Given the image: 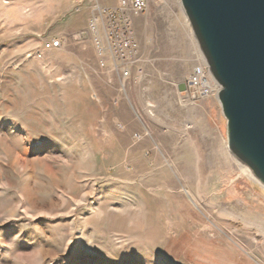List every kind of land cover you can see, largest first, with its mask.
I'll return each instance as SVG.
<instances>
[{"label": "rangeland", "instance_id": "374dc122", "mask_svg": "<svg viewBox=\"0 0 264 264\" xmlns=\"http://www.w3.org/2000/svg\"><path fill=\"white\" fill-rule=\"evenodd\" d=\"M118 5L0 0V264H264V186L179 87L205 60L181 1L132 17V63Z\"/></svg>", "mask_w": 264, "mask_h": 264}, {"label": "water", "instance_id": "95a60500", "mask_svg": "<svg viewBox=\"0 0 264 264\" xmlns=\"http://www.w3.org/2000/svg\"><path fill=\"white\" fill-rule=\"evenodd\" d=\"M180 1L220 86L229 151L264 186V0Z\"/></svg>", "mask_w": 264, "mask_h": 264}, {"label": "built area", "instance_id": "2783aa9c", "mask_svg": "<svg viewBox=\"0 0 264 264\" xmlns=\"http://www.w3.org/2000/svg\"><path fill=\"white\" fill-rule=\"evenodd\" d=\"M119 5L115 8H103V12L108 18V42L115 54L121 61L129 60L133 62V57H136L138 51V43L135 40L133 33L132 17L147 11L152 0H118ZM60 40H49L46 42V48H55L60 46ZM131 59V60H130ZM131 71L128 68H122L124 77L130 76ZM213 80L209 66L206 62L197 65L192 75L188 78L187 88H194L198 91L200 97H208L216 94L218 90L212 91L210 80Z\"/></svg>", "mask_w": 264, "mask_h": 264}, {"label": "bare ground", "instance_id": "6f19581e", "mask_svg": "<svg viewBox=\"0 0 264 264\" xmlns=\"http://www.w3.org/2000/svg\"><path fill=\"white\" fill-rule=\"evenodd\" d=\"M204 61H202V62L204 63ZM210 87H211V90L212 91H215L216 92L218 90V88H219V84L216 81L214 83L213 80L211 79L210 80ZM226 144H227V147H228V140H226ZM242 166L247 169L249 176L253 180L258 181V179L253 175V173L251 172V170H250L249 167H247L246 165H242ZM242 172H244V170ZM246 224H248L250 226H253L257 230V232H260V233H262L264 235V229L259 224L254 223V222H246Z\"/></svg>", "mask_w": 264, "mask_h": 264}]
</instances>
